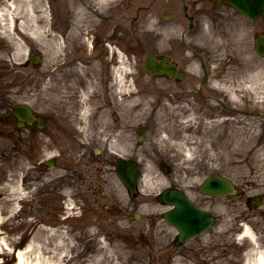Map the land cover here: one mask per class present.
Instances as JSON below:
<instances>
[{
	"label": "rangeland",
	"instance_id": "rangeland-1",
	"mask_svg": "<svg viewBox=\"0 0 264 264\" xmlns=\"http://www.w3.org/2000/svg\"><path fill=\"white\" fill-rule=\"evenodd\" d=\"M32 1L34 4L33 14L31 12L27 13L26 4L23 11L20 7L18 13L16 10L13 13L18 14L20 20H33L34 26L36 25V28L40 30L33 34L34 31L31 30L34 28L33 26L29 29V33L34 37L37 51L41 50L45 53L44 43L47 35L45 26L47 20L44 18L43 10L46 1ZM184 1L188 2V0H183V3ZM168 9L172 12L173 19H181L182 3L177 4L176 7H170V4H167L165 0L162 1L161 7L147 8L141 15L146 16V14L152 12L159 15L161 11ZM61 13H58V15L60 16ZM130 15H133V13L130 12ZM11 17L4 13L2 19L7 22ZM262 21L264 22V20ZM232 22L233 24H229V22L222 23L216 32L213 31L215 33L210 29L196 28V32L191 31L184 34L186 41H192L196 45L194 50H197V47L203 48L201 51L206 56L205 66L207 68L210 66L211 69L215 70L214 72L209 71L215 78L210 80V83H213L215 87L224 88V90H214L216 95H213L214 98H211V100L215 99L216 96L225 99V94L228 99L227 95H231L230 101L226 100V107L234 108L239 103L237 106L241 105L243 111L248 112L251 111L252 106L256 107L258 104L264 106V94L259 93L257 89H255L254 94L252 93L255 85L253 86V77H250L254 69H264V59L253 58L248 43L239 41L237 38L238 25H235L234 22L238 23V19L232 18ZM161 24L163 38L170 36L179 38L181 32L187 30L184 27L185 25L172 28L170 22L163 21ZM2 26L5 27V24ZM143 29L144 31L141 32L140 36L134 35V31H132L130 35L132 45H134L135 39L140 40L139 37L149 38L148 41H150L151 34H155L158 30V28L150 26ZM6 30L8 32L9 29ZM240 49L245 50L246 54ZM42 55L44 57L43 53ZM205 56L202 60H205ZM142 59L143 56H131L129 70L131 78L129 77V81H127V84L131 87L122 89V92L126 94L124 97L122 94L119 95L121 99L126 98L124 120L122 118V104L119 103L114 107L119 116L115 117L117 123L109 124L111 128L122 129V132L123 127L127 125L128 117L130 132L128 131V134L125 132L124 137L121 133V137L118 138L124 144V147L119 149L120 156L137 160L143 166L144 174L148 179V183L140 188L141 195L137 199L147 201V203L153 201L155 195L165 187L167 182H179L177 185L181 186L182 184L187 189L195 191L199 183L207 177L212 175L224 176L236 186V196L219 200V203L202 197L199 199L207 209L213 210L215 204L217 205L215 207L216 211L219 209L217 221L211 230L215 233V242L223 243L221 239L223 234L221 233H224L223 231H227V234L233 232L238 224L243 223L248 224L259 236L264 238V170L260 171L258 169L261 160H264V108L254 109L257 115L252 118V121L256 120L255 122L259 125V128L254 130L251 125L246 126L252 116L233 115L229 112L226 113L225 109L220 113L210 114L212 108L217 107V105L211 103V100H207V85L203 87V93L199 94L198 82L192 86L186 85L184 87H182V84L177 87L168 83L170 86L165 87L163 92L159 94L158 81L141 72L143 68ZM242 66L244 68H240ZM244 69L245 72H243ZM257 82L264 83V77L260 81L257 79ZM10 87L4 90V94L10 95V97H5L6 101H14L11 99L13 90L19 92L23 90L24 93L28 92L33 95V98L28 97V99L32 102V107L36 113L41 116L44 114L47 108L43 88V66L40 67L36 75L31 76L29 85L24 83L18 89ZM130 89L136 91L135 101L142 104V107H134V101L130 104ZM187 90L189 91L185 92ZM159 95H162V97ZM139 96H143L146 101H140ZM179 96L181 98H178ZM239 97H242V99L239 100ZM162 106H165L166 109L161 108L163 109L161 113L158 109ZM10 107L11 105L0 107V116L4 120V123L0 121V185L2 186L4 174L7 173L8 181L13 180L16 174V177L19 176V183L23 185L25 183L27 187L23 186L24 189L21 187L26 198L16 203L17 216L12 217L10 221L1 227L7 242H21L19 249H22L31 241L37 232V228L41 226L44 229L51 228L62 231L64 237L72 239L70 244L76 247L73 255L76 256L75 261L77 263L86 261V256L97 251L102 253L98 261L106 264L172 263L170 261L173 252L171 240L175 231L167 228L163 221H156L155 225L153 223L149 225V222H151L149 220L148 224L145 225L143 221H133L134 218L110 217L102 209L92 205L85 206L83 200H76L77 198L73 197V194L75 195L73 191L77 189L74 187H67L64 190L65 199L60 201L58 198L61 194H56L54 191L56 185L54 178L65 175L63 168L56 166L48 171V174H41L38 172L41 168L33 171V165L36 162L44 163L51 155L56 156L60 148L66 146V140L62 139L60 134L57 135L58 132L55 129L56 134H53L51 138H45L43 134H31V138L25 140L26 143L23 142L22 138L16 137L13 123H10L11 121H8L5 116V112ZM142 109L147 110L149 114L142 115ZM197 117L204 118L207 122L216 121L214 122L216 126L204 130L205 133H203V130L199 132L197 127L203 120ZM57 118H60L59 122L56 120L58 126H60L61 121L65 119L62 116ZM190 118H196L195 123ZM6 122H9V124H6ZM139 128H145L148 131L144 139L137 138ZM163 128H166L167 131L162 130ZM72 131H75L73 127ZM251 137L254 138L251 141V146L247 142L244 146L237 144L247 138L251 140ZM216 140L218 141L216 142ZM201 141L216 144L214 147L217 148V152L220 151V154L214 160H210L212 156L208 153L209 145L198 147ZM83 142H89L90 150L96 147L93 146V141L90 139H83ZM193 142H195L194 146ZM110 148L114 150L112 146ZM254 153L256 154L253 158ZM84 154V151L75 150L73 159L76 157L81 160ZM159 159H164L172 165L171 175H164L157 167ZM253 159H255V162H252ZM25 175V182L22 183V178ZM47 175L52 179L46 184ZM195 179L198 183L194 181ZM109 190L116 193L121 192L119 183L109 179ZM122 194L121 203L127 207V203L125 204L127 198L123 192ZM195 194L197 193L195 192ZM254 196L262 198L259 208H255L250 201V198ZM196 200L198 202L197 198ZM10 205L7 204L4 208L3 221H6L10 216L8 213ZM152 209L154 208L148 205H140L132 213L145 216ZM25 220L29 221L27 227L23 226ZM31 223H35V225L32 226ZM128 223L130 227L126 226L129 225ZM167 229L170 230L168 236L167 232H164ZM227 234L225 233V236ZM208 236L209 234L203 240H198V242L193 241L192 247L205 246L208 243ZM227 240L230 242L231 238ZM261 241L264 245V240L261 239ZM158 246H162V248H158ZM195 257L198 258V255Z\"/></svg>",
	"mask_w": 264,
	"mask_h": 264
},
{
	"label": "flooded vegetation",
	"instance_id": "flooded-vegetation-1",
	"mask_svg": "<svg viewBox=\"0 0 264 264\" xmlns=\"http://www.w3.org/2000/svg\"><path fill=\"white\" fill-rule=\"evenodd\" d=\"M45 1L43 11L44 18L47 20L45 26L47 35L44 53L41 50L37 51L34 37L29 33V28L34 22L20 20L18 14L13 13L14 10L18 13L20 7L23 11L25 2L29 7V9L26 7L27 13H32L33 1L0 0V10L6 12L7 16H12L7 22L2 19V16L0 17V107L11 105L5 112V116L8 121H11L10 123H13L16 137L22 138L23 142L26 143L25 140H29L31 134H43L45 138H51L53 134H56L55 129H57V135L60 134L62 139L66 140V146L60 148L51 161L54 168L60 166L65 171V175L54 178L56 184L54 191L56 194H61V199L58 198L60 201L65 199L64 190L67 187H74L77 190L73 191L75 193L73 197L75 196L76 200H83L85 206L92 205L102 209L110 217L134 218L133 221L140 220L145 225L151 220L149 225L152 223L155 225L156 221L163 220V214L166 212L162 210L161 193L164 190H161L157 196L158 202L154 203V211L145 216L132 213L138 206L143 205L142 201L125 199L126 207L121 203L122 189L119 193L109 190V179L115 182L113 174L115 155L111 151L110 141L120 138L121 133L124 137L125 132L128 134L130 130L128 117L127 125L123 127L122 132L120 128L110 127L112 123H117L115 117L118 113L114 107L119 103L122 104L121 96H119L122 89L117 87L113 71L120 67L118 64L120 60H124L128 72L131 56L137 55L143 56L141 72L154 77L145 69L146 58L155 57L156 65L167 59V65L175 66V74L172 79L164 75L153 78L158 81L157 87L160 89L158 93L161 94L165 87L170 86L168 83L177 87L182 84L184 87L198 82V93L202 94L209 71L204 64L206 56L201 51L202 47L194 50L196 45L192 41H186L184 33L196 32V28L216 32L222 23L233 24L232 18L238 19V23L234 22L238 25L237 38L239 41L248 43L253 58L257 59L254 41L264 36L262 21L264 17L250 20L232 9L227 0H188L184 3L183 0H165L170 7H176L177 4L182 3L180 20L173 19L169 9L161 11L159 15L152 11L146 16L141 15L147 8L161 7L163 0ZM13 3L15 7L12 6ZM60 12L62 13L59 16ZM130 12L133 15L129 16ZM164 14L168 16L167 19H164ZM228 16L230 18H227ZM163 21L170 22L172 28L185 25L187 31L184 30L179 38L170 36L164 40L160 35ZM3 24L5 27L2 26ZM146 26L158 28V30L155 34H151L150 41H148L149 38L139 37L140 40L135 39L132 45L130 37L132 31L134 35L140 36ZM5 28L9 29L8 32ZM243 51L246 54L245 50ZM204 56L205 60H202ZM37 59L40 61L39 64H35ZM41 66H43V88L47 109L41 117L42 127L39 128L36 122L32 125L20 122L11 110L18 104L33 108L32 102L28 99V97L33 98V95L24 93L23 90L20 92L13 90L11 99L14 101H6L5 97L10 95L4 94V90L10 86L18 89L24 83L29 85L31 76L36 75ZM123 80L126 81L125 85L128 88L129 76ZM214 90L213 87L206 89L207 100L214 98L213 95H216ZM159 96L162 97V95ZM210 102L217 105L212 108L210 114L222 112L226 105L225 99L219 96ZM124 110L122 106V111ZM98 112H103L101 123L98 121ZM60 116L65 120H62L58 126L57 121L60 118L57 117ZM0 121H4L1 116ZM72 127L75 131H72ZM83 139L92 140L93 146H96L95 149L90 150L89 142L85 143ZM75 150L84 151L85 154L81 160L76 157L73 159ZM34 165V170L41 168L38 170L41 174H48L50 171L46 167V162H36ZM50 179L52 178L47 175L45 181L48 183ZM167 188L180 190L186 196L188 193L189 196L192 194V191L186 187L173 183ZM205 198L219 200L213 197ZM126 226L130 227V224ZM124 231H126L125 228ZM214 234L209 233L208 243L205 246L196 248L192 247V242H198L199 238L179 244L176 235L171 244L174 254L180 253L197 264H242L247 244L231 243L224 236L221 237L223 243H216ZM197 255L198 258L195 257Z\"/></svg>",
	"mask_w": 264,
	"mask_h": 264
},
{
	"label": "bare ground",
	"instance_id": "bare-ground-1",
	"mask_svg": "<svg viewBox=\"0 0 264 264\" xmlns=\"http://www.w3.org/2000/svg\"><path fill=\"white\" fill-rule=\"evenodd\" d=\"M26 3V7H28V3ZM15 4L13 3L12 6ZM34 5V4H33ZM8 8H10L8 6ZM16 9H18L16 7ZM29 9V7H28ZM32 9H34L32 7ZM4 15V12L0 10V17ZM34 24H32V28H33ZM40 29L36 28V25L34 26V28L32 29L33 34L37 33ZM242 68H244V66H242ZM127 65L125 63L124 60H120V67L115 69L113 71L114 76L116 77V84L117 87L120 88H126L125 82H123V79H125V71H127ZM243 72H245V69L243 70ZM123 75V77H122ZM250 77L253 79H255V77H257L258 81L262 80L264 77V69L258 68L256 70L255 73H251ZM253 84H255V82L253 81ZM257 91L259 93L264 94V83H258L257 84ZM254 92V91H253ZM252 92V93H253ZM122 96L124 97L126 94L125 92L121 93ZM136 92H134L132 89H130L129 91V102L131 104L132 101H134V107H142L143 105L140 103H137L135 101L136 98ZM126 99V98H125ZM124 98H122V106L124 109V106L126 104ZM140 101L145 102V98L143 96H139ZM242 99V97H239V100ZM238 100V102H239ZM253 101V99H252ZM259 101V98H258ZM147 103V102H146ZM260 103V102H258ZM263 104V103H262ZM254 105V104H252ZM264 108L263 105L258 104L256 107L252 106L251 107V111L245 112L243 111V108H241V105L239 106H235L231 111H234L235 114H243L244 116H252L249 120V122L246 123V126L251 125L252 128L258 129L259 125L255 122L252 121V118H254V116L257 115L256 112H254V109H259V108ZM161 108H165V106L160 107L158 110L162 113L163 109ZM157 110V111H158ZM264 112V110H263ZM103 112H98V121L99 123H101V114ZM124 112L122 111V118L124 120L125 116L123 115ZM141 114L142 115H147L149 114L147 110L142 109L141 110ZM198 118V117H197ZM191 119V118H190ZM189 119V120H190ZM203 120L197 128H199V132H201V130H207L208 128H213L214 126V122L216 121H205L204 118H198ZM196 118L191 119V121L193 123H195ZM227 122V121H226ZM228 122H230L228 120ZM203 127V128H202ZM100 129V127H99ZM162 130L167 131L166 128H163ZM163 132V131H162ZM164 134H166L165 132H163ZM167 135V134H166ZM220 140V139H219ZM254 138L251 137L247 138L245 141H240L237 144L244 146L247 143L250 144L251 146V141H253ZM218 140H216L217 142ZM195 142H193V146H194ZM208 144L209 145V149H208V153L209 155H211L212 157H210V160H214L216 156H218L220 154V151H216L217 148L214 147V145L209 141L203 143L202 141L199 142L198 147H202L204 145ZM110 146L113 147V154L114 155H121L120 150L122 149V147H124V144L118 140V139H114L112 141H110ZM256 147V146H255ZM112 149V148H111ZM125 149V148H123ZM217 152V153H216ZM256 153L253 154V158L255 156ZM255 162V159L252 160V162ZM241 162V161H239ZM258 169L264 170V160H261V163L258 165ZM17 175L15 174V178L13 180H7L8 178V174L5 173L4 174V178H3V182H2V186L0 185V264H106L105 262H100L98 261L99 256L102 255V253H100V251H97L96 253H93L91 255L88 256L87 260L85 263H77L75 261L76 256L73 255V251L76 250V247L73 246L72 244H70V242L72 241L71 238H67L64 237L63 232L56 230V229H51V228H42L41 226H39L37 228V232L36 234H34L33 238L31 239V241L29 243H27L25 245V247H23L22 249H17L20 247L21 242H7V240L5 239L3 232H2V226L10 221L12 219V217H16L18 214V211L15 207L16 203L19 200H22L24 198H26L25 193L23 192L22 188L23 186H26L25 183L20 184L19 183V176L16 177ZM198 179V178H197ZM195 179L194 181L197 182ZM6 181V182H5ZM47 183V182H46ZM145 183H148V179H146V175H144V177L141 180V185H146ZM198 183V182H197ZM22 187V188H21ZM27 187V186H26ZM24 189V188H23ZM6 190V192H5ZM23 192V193H22ZM10 205V209L8 211L9 213V217L7 218L6 221L2 220V215L5 211V207L6 205ZM32 226L35 225V223H31ZM30 225V226H31ZM23 226L27 227L29 226V221L25 220L23 222ZM25 239V237L23 238V240ZM238 239L240 242H243L244 240H247L249 243L247 245V250L246 253L243 257V263L242 264H264V246L262 245V241L261 239L264 240V238L262 236H259L257 234H255V232L251 231V229L249 228V226L247 225H242L241 227V231L240 234L238 236ZM51 242H53V244H51ZM17 249V250H14ZM102 249V248H101ZM14 250V252H13ZM188 258L183 257L180 255V253H176L174 254V260L173 263L174 264H189L188 263Z\"/></svg>",
	"mask_w": 264,
	"mask_h": 264
},
{
	"label": "water",
	"instance_id": "water-1",
	"mask_svg": "<svg viewBox=\"0 0 264 264\" xmlns=\"http://www.w3.org/2000/svg\"><path fill=\"white\" fill-rule=\"evenodd\" d=\"M228 3L251 19L264 14V0H228ZM262 44V42L258 44L257 51L259 54L264 55V50L260 47ZM152 60L150 58L147 61L146 68L156 74L159 70L158 67L154 68L153 63L149 64ZM166 72L171 76L173 69L171 67L166 68ZM14 112L21 120L29 123L34 119L27 108H15ZM116 173L130 196L135 197L137 195L136 179L138 176L136 163L120 159L116 163ZM200 190L213 196H224L234 193L231 183L222 177H212L206 180L201 185ZM163 199L166 204L175 205V208L168 212L165 218L168 223L180 232V241L200 235L211 225L212 216L196 208L180 193L167 191L163 194Z\"/></svg>",
	"mask_w": 264,
	"mask_h": 264
}]
</instances>
